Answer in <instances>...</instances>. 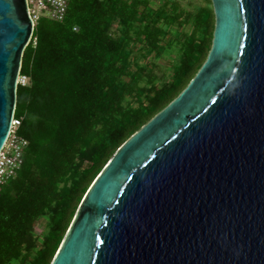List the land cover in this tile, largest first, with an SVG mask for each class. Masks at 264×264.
Wrapping results in <instances>:
<instances>
[{
  "label": "water",
  "instance_id": "95a60500",
  "mask_svg": "<svg viewBox=\"0 0 264 264\" xmlns=\"http://www.w3.org/2000/svg\"><path fill=\"white\" fill-rule=\"evenodd\" d=\"M207 58L84 195L51 264H264V0H211ZM33 34L0 0V151Z\"/></svg>",
  "mask_w": 264,
  "mask_h": 264
},
{
  "label": "trees",
  "instance_id": "16d2710c",
  "mask_svg": "<svg viewBox=\"0 0 264 264\" xmlns=\"http://www.w3.org/2000/svg\"><path fill=\"white\" fill-rule=\"evenodd\" d=\"M213 31L211 0H69L62 21L35 24L15 108L28 146L0 185V264H51L95 178L188 85Z\"/></svg>",
  "mask_w": 264,
  "mask_h": 264
},
{
  "label": "built area",
  "instance_id": "2783aa9c",
  "mask_svg": "<svg viewBox=\"0 0 264 264\" xmlns=\"http://www.w3.org/2000/svg\"><path fill=\"white\" fill-rule=\"evenodd\" d=\"M69 0H27V11L33 29L41 19L62 21L65 17ZM27 78L19 74L17 87L24 86ZM20 119L15 117L11 121L7 139L0 151V185L14 178L23 163V154L28 146V141L18 134Z\"/></svg>",
  "mask_w": 264,
  "mask_h": 264
},
{
  "label": "rangeland",
  "instance_id": "374dc122",
  "mask_svg": "<svg viewBox=\"0 0 264 264\" xmlns=\"http://www.w3.org/2000/svg\"><path fill=\"white\" fill-rule=\"evenodd\" d=\"M153 1V0H152ZM165 1H167V0H157V3H159V5H160V3H162V2H165ZM196 2L197 3H201V0H196ZM138 43H141V44H135V46L133 47L135 50L133 51L136 55L137 54H139V52H137L136 50L139 48L140 49V47L141 46H143V43H142V41L141 42H138ZM136 47V48H135ZM145 49L143 48L142 49V51H144ZM163 51H166V47H164L163 48ZM162 63H164V62H162ZM165 64L168 66V65H170L171 64V60H169V59H166V61H165Z\"/></svg>",
  "mask_w": 264,
  "mask_h": 264
}]
</instances>
